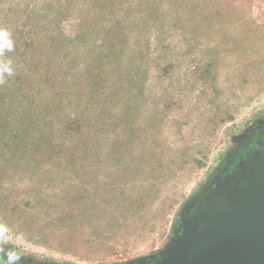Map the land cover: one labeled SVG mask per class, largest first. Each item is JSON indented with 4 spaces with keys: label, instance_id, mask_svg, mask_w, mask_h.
Wrapping results in <instances>:
<instances>
[{
    "label": "rangeland",
    "instance_id": "1",
    "mask_svg": "<svg viewBox=\"0 0 264 264\" xmlns=\"http://www.w3.org/2000/svg\"><path fill=\"white\" fill-rule=\"evenodd\" d=\"M0 26V223L22 264L162 263L263 150L264 0H0Z\"/></svg>",
    "mask_w": 264,
    "mask_h": 264
},
{
    "label": "water",
    "instance_id": "2",
    "mask_svg": "<svg viewBox=\"0 0 264 264\" xmlns=\"http://www.w3.org/2000/svg\"><path fill=\"white\" fill-rule=\"evenodd\" d=\"M239 177L243 183L235 189ZM193 232L196 250L189 264H264V146L209 195L200 220L168 251L166 261Z\"/></svg>",
    "mask_w": 264,
    "mask_h": 264
},
{
    "label": "clouds",
    "instance_id": "3",
    "mask_svg": "<svg viewBox=\"0 0 264 264\" xmlns=\"http://www.w3.org/2000/svg\"><path fill=\"white\" fill-rule=\"evenodd\" d=\"M14 48L11 32L0 26V84L6 83L15 75L13 59L5 57V53H12ZM14 239H22V234H14L7 224L0 223V264H22L23 252L9 246ZM6 245L9 247H5Z\"/></svg>",
    "mask_w": 264,
    "mask_h": 264
},
{
    "label": "flooded vegetation",
    "instance_id": "4",
    "mask_svg": "<svg viewBox=\"0 0 264 264\" xmlns=\"http://www.w3.org/2000/svg\"><path fill=\"white\" fill-rule=\"evenodd\" d=\"M248 156H249L248 150H247V152H244V151L242 152L241 151V155L238 156V158L233 161L232 165H235V164L243 162L244 160L247 159ZM242 178L243 177H239L235 182H233L232 187L235 186V189L238 188L239 185L241 183H243V181L241 180ZM222 195L226 196L225 193L221 194V196ZM196 239H197V234H195L193 232V234H191L189 236V239H186L182 243V245L178 249V251L175 254V256L171 257V259H168L167 261L164 260L162 263H159V264H189L190 260L193 257L194 251L196 250V247H195V240ZM157 262H159V258H156V259L155 258L154 259L145 258V259H142L140 262H135V264H158Z\"/></svg>",
    "mask_w": 264,
    "mask_h": 264
}]
</instances>
